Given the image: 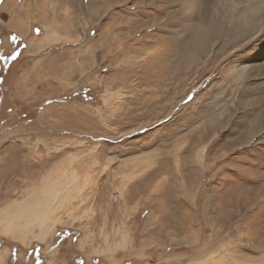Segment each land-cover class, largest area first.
I'll return each instance as SVG.
<instances>
[{"label":"rangeland","instance_id":"obj_1","mask_svg":"<svg viewBox=\"0 0 264 264\" xmlns=\"http://www.w3.org/2000/svg\"><path fill=\"white\" fill-rule=\"evenodd\" d=\"M248 1L92 0V44L54 67L83 5L0 0V214L79 178L44 242L0 222V264H264V26L238 22L264 0ZM39 4L60 18L19 30ZM33 27L58 45L28 46Z\"/></svg>","mask_w":264,"mask_h":264},{"label":"bare ground","instance_id":"obj_2","mask_svg":"<svg viewBox=\"0 0 264 264\" xmlns=\"http://www.w3.org/2000/svg\"><path fill=\"white\" fill-rule=\"evenodd\" d=\"M248 4L250 5L249 6L250 9H248V11L250 10L249 13L255 11L256 5H259L258 11L262 8V6L260 5L261 4L260 1L257 0H249ZM239 6H241V3L239 4ZM240 9L241 12L240 15L238 16L240 18V21H238L241 23V25L239 24L240 26L249 30L248 29L249 27H246L249 23L248 18H251V20L254 23H257V25L264 26V11L259 14H256L255 11V14L253 16H250L245 14L244 6L243 8ZM19 33L21 32L19 31ZM35 42L39 43L40 40L33 41L30 39L29 45L28 44L27 45L30 46ZM76 172L77 171L72 170L71 174L68 176L64 174V171H62L57 175L55 179H51L50 178L51 176L50 177L46 176L43 179L41 178L42 181L40 183L38 182L39 184L37 185V187H34V189L31 191V194L28 197L23 199L20 203H12L13 206L11 205L12 207L10 208V210H7V207H5L0 214V222L4 227L3 228L5 230L4 233L6 235L9 234L13 236V238L14 236L17 237L16 235H18L17 239L19 240L17 241H20L22 244H25L24 241L27 240L29 237L31 240L39 241L41 243L44 242L46 240V237L50 233V227L57 221L56 219L51 218V213L53 210L51 208V201L54 200L55 198H57L56 200L63 198L66 199L69 193L72 191V189L74 190L78 187L79 178ZM1 255H0V263L1 260L3 259Z\"/></svg>","mask_w":264,"mask_h":264},{"label":"crops","instance_id":"obj_3","mask_svg":"<svg viewBox=\"0 0 264 264\" xmlns=\"http://www.w3.org/2000/svg\"><path fill=\"white\" fill-rule=\"evenodd\" d=\"M91 1L92 0H60V2L61 3H63L62 5H64V6H69V8H72V9H74V8H80V3L83 5V9L80 11V13L81 14H83L84 13V15H82L83 16V20H84V22H82V23H79V19H76V17H77V15L79 14V13H77L76 15H74L73 14V11H69V12H67V14H68V16L70 17V15H74V19L72 20V22H73V25H72V27H70V28H67L66 29V34H70V35H72V37H73V40H65L62 44L64 45V46H61V51L60 52H58V53H55V54H59L58 56H53L52 58H50V61H51V64H52V66H56V65H62V63H61V58L59 57V56H61V55H64L66 52H69V49H72L71 47H73V48H75L76 46L75 45H71L70 43H75V42H77V41H81L82 42V40H84V44L83 45H81L80 46V48H79V51H80V53L82 54L84 51L82 50V49H85V47H86V43H87V33H88V42H89V45H91L92 44V36L91 35H89V31L90 30H92V24H93V12H89V9H88V7L89 6H91ZM57 2H58V0H57ZM43 4H44V2H43ZM74 11H75V9H74ZM89 12V13H88ZM104 13V12H103ZM106 14V16H108V14H110V12H109V10H107V12H105L104 13V15ZM58 14L56 13V10H53L52 12H49L48 10H46L44 7H43V5L42 4H39L38 6H37V8L36 9H31V13L30 14H26L25 16L22 14V16L20 17V19L19 18H17V19H15V23H18V24H20L21 25V27H20V29L19 30H22V29H24V28H26L29 24H28V18H33V19H52L51 20V24H53L54 23V19H56V18H60L59 16H57ZM80 15V14H79ZM103 15V16H104ZM71 22V23H72ZM90 26V27H89ZM44 27V26H43ZM16 28H17V25H16ZM31 29V28H30ZM44 29V28H43ZM48 30L49 31H53L54 30V28L53 29H48V28H46L44 31V33H42V32H40V33H38V34H33L32 32H34V27L30 30V33H32L33 34V36H32V38H30L31 40H33V41H36V40H40V42L38 43V42H35V43H33V44H38V45H42V46H40V48L38 49V50H40L41 48H44V46H49V45H54L55 44V42H54V40L56 39V37L54 36V35H52L51 33H48ZM21 33H19L18 32V34L19 35H22V36H26V34L25 33H23V31H20ZM100 32H101V30L98 32V30H97V34L99 33L100 34ZM76 33H82V35L84 36L83 38H82V36L80 37V35H79V37L78 38H76ZM16 37H18V38H21L17 33H13ZM46 35H48L49 36V41L51 40V38L53 39V41L50 43V42H48V41H46L47 40V37L48 36H46ZM34 36H35V38H34ZM44 36L46 37L45 39H44ZM29 38V37H28ZM42 41V42H41ZM49 43V44H48ZM56 43H59V44H61V42H56ZM65 44H67V45H65ZM70 44V45H69ZM55 45H58V44H55ZM65 46H68V48H66ZM22 47H24L23 49H24V51H25V47H26V43L25 42H23L22 43ZM28 48V47H27ZM27 48H26V50H27ZM46 49V48H45ZM77 49V48H76ZM73 50V49H72ZM78 50V49H77ZM37 51V50H36ZM36 51H30V52H36ZM248 131V130H247ZM8 251H9V255H10V249H8ZM16 251V250H15ZM1 255V254H0ZM5 255V254H4ZM2 257H3V259H4V256L3 255H1ZM15 257V260H17V259H19L20 257L18 256V254L16 253V255L14 256ZM3 259H2V261H3ZM2 264H4L3 262H2Z\"/></svg>","mask_w":264,"mask_h":264},{"label":"trees","instance_id":"obj_4","mask_svg":"<svg viewBox=\"0 0 264 264\" xmlns=\"http://www.w3.org/2000/svg\"><path fill=\"white\" fill-rule=\"evenodd\" d=\"M14 40L21 41V40H19L18 38H17V39L15 38ZM12 41H13V39H12ZM13 43H14V42H13ZM22 43H23V42H22ZM21 45H22V44H21Z\"/></svg>","mask_w":264,"mask_h":264},{"label":"snow or ice","instance_id":"obj_5","mask_svg":"<svg viewBox=\"0 0 264 264\" xmlns=\"http://www.w3.org/2000/svg\"><path fill=\"white\" fill-rule=\"evenodd\" d=\"M38 30V29H37Z\"/></svg>","mask_w":264,"mask_h":264}]
</instances>
